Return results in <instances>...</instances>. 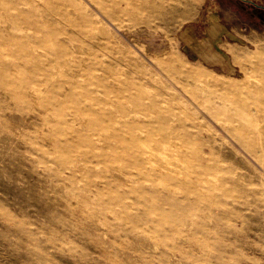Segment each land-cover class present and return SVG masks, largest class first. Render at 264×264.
Here are the masks:
<instances>
[{
	"label": "rangeland",
	"instance_id": "obj_1",
	"mask_svg": "<svg viewBox=\"0 0 264 264\" xmlns=\"http://www.w3.org/2000/svg\"><path fill=\"white\" fill-rule=\"evenodd\" d=\"M0 264H264V0H0Z\"/></svg>",
	"mask_w": 264,
	"mask_h": 264
},
{
	"label": "bare ground",
	"instance_id": "obj_2",
	"mask_svg": "<svg viewBox=\"0 0 264 264\" xmlns=\"http://www.w3.org/2000/svg\"><path fill=\"white\" fill-rule=\"evenodd\" d=\"M251 115H250V112H248V111H244V110H241V115H240V119H241V121L243 122V121H245V122H249V121H251V117H250Z\"/></svg>",
	"mask_w": 264,
	"mask_h": 264
}]
</instances>
